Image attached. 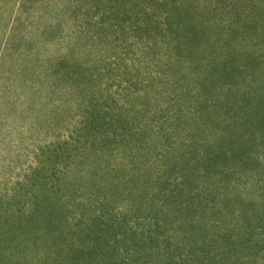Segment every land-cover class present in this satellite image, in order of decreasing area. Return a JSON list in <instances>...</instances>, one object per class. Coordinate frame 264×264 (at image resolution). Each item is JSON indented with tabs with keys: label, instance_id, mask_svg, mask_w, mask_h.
<instances>
[{
	"label": "trees",
	"instance_id": "16d2710c",
	"mask_svg": "<svg viewBox=\"0 0 264 264\" xmlns=\"http://www.w3.org/2000/svg\"><path fill=\"white\" fill-rule=\"evenodd\" d=\"M65 5L67 39L111 55L83 67L39 51L17 77L80 91L82 126L53 152L85 176L100 164L91 197L106 208L97 231L46 220L51 264H264V0Z\"/></svg>",
	"mask_w": 264,
	"mask_h": 264
},
{
	"label": "rangeland",
	"instance_id": "374dc122",
	"mask_svg": "<svg viewBox=\"0 0 264 264\" xmlns=\"http://www.w3.org/2000/svg\"><path fill=\"white\" fill-rule=\"evenodd\" d=\"M66 8L65 0H0V264H51L55 238L46 220L66 230L97 231L95 215L106 208L91 197L100 164L85 176L80 166L53 152L82 126L80 91L71 95L37 89L17 77L39 51L43 62L50 55H75L83 67L111 55L102 46L86 43L78 48L67 39L75 32V15ZM49 27L58 28L65 39L40 43ZM254 201L260 202L259 197ZM27 225L39 226L28 231Z\"/></svg>",
	"mask_w": 264,
	"mask_h": 264
}]
</instances>
